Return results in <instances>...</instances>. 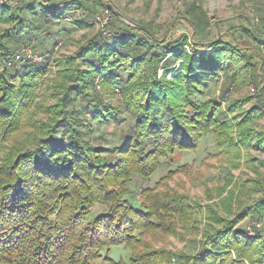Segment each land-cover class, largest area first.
Wrapping results in <instances>:
<instances>
[{"label": "trees", "instance_id": "16d2710c", "mask_svg": "<svg viewBox=\"0 0 264 264\" xmlns=\"http://www.w3.org/2000/svg\"><path fill=\"white\" fill-rule=\"evenodd\" d=\"M15 1L14 7L10 0L0 2V24L12 25L0 34V58L5 64L0 72V151H4L0 161V264H94L104 250L117 246L130 250L131 264H264V229L238 230L240 214L231 220L211 214L207 229L194 241V254L155 250L143 236L175 232L174 217L192 230L196 220L190 202L182 195L151 192L148 206H136L133 196L120 199L123 192L109 188L116 182L127 184L133 174L149 179L174 153L195 151L203 136H214L219 150H236L238 158L240 150L246 156L251 148L264 150V130L249 127L262 115L255 107L236 114L247 103L239 100L222 108L228 89L204 102L195 98L206 83L217 86L220 77L236 83L246 64L250 65L243 61L245 52L220 38L195 40L207 33L208 20L194 3L186 9L193 27L191 40L182 35L160 41L145 25L108 24L112 43L97 34L70 58L57 62L63 69L57 70V81L52 84L56 103L44 107L38 98L44 92L49 66L28 61L11 69L6 64L12 62L19 44L31 38L38 42L34 35L64 19L65 9L90 0ZM88 10L97 15V9ZM27 14L42 22L29 32L32 19ZM249 30L254 40L264 44V31ZM56 35L48 31L36 43L37 50ZM79 61L89 69L80 70ZM95 78L112 93H122V112L131 126L118 146L100 145L106 135L101 126L110 121L120 124L123 119L111 105L103 109L100 97L88 100ZM43 109L48 119L36 122L34 116ZM233 126L236 137L231 134ZM24 128L32 130L24 143L35 144V148L27 149L20 142L7 146ZM261 196L252 210L264 219V192ZM96 204L106 206V211L92 216Z\"/></svg>", "mask_w": 264, "mask_h": 264}, {"label": "rangeland", "instance_id": "374dc122", "mask_svg": "<svg viewBox=\"0 0 264 264\" xmlns=\"http://www.w3.org/2000/svg\"><path fill=\"white\" fill-rule=\"evenodd\" d=\"M6 1L8 2V0H0L3 4H6ZM192 3L201 9L200 11L206 15L208 20L207 33L195 36V40L208 42L220 38L231 42L245 52L246 57L243 58V61L250 63V65L246 64V68L243 69V73L236 83L228 82L220 77L217 86L214 82L206 83L200 89L201 93L195 96L196 100L204 102L212 97L217 98L221 91L228 89L221 107L223 108L229 101L247 102L235 113L249 111L255 107L262 115L259 118H254L249 127L254 131H263L264 44L254 40L248 31L250 28L259 34L260 31H264V0H90L84 5H72L65 9L64 13L67 14L64 15V19H60L59 23L52 22L49 30L45 29L34 35L39 38L38 42L31 38L28 42L19 44L14 48L12 62L7 63L6 66L18 69L28 61L37 64L45 62L49 66V71L46 74L47 79L44 80V92L42 97L38 98V103L44 107L54 105L56 99L52 96L54 93L52 84L57 81V70L63 69L58 68L57 62L70 58L84 43L93 39L97 34L105 36L112 43L113 35H111L112 31L108 24L119 26L121 23H127L132 27L135 24L145 25L155 39L160 41L170 42L182 35H186L191 40L193 27L186 9ZM16 4L15 0L9 2L11 7ZM97 4H101L102 7ZM94 8L97 9V15L100 16L105 9L109 10L110 14L104 25L98 23L94 18L95 14L89 12L88 9L94 10ZM37 10L39 11V9ZM27 17L32 19L30 26L27 27V32L31 31L35 24L42 23L37 20V16L33 17L31 14H27ZM8 24H0V34L10 31L12 25ZM235 30L238 32L237 35L231 36ZM48 31L57 32L56 38L46 39L44 45L40 47L42 49L37 50L39 47H35L36 43H39ZM138 37L144 36L138 35ZM28 46L32 48V53L36 58H24L23 61H17L16 55L26 51ZM184 48L187 47L184 46ZM4 65L0 58V72L3 71ZM77 65L80 70L89 69L83 61H79ZM122 75L126 79L127 74L122 73ZM46 87L49 88L48 91ZM112 92L109 88H104L97 78L89 90L91 96L88 100H93L95 96L100 97L103 109L106 105H111L121 112L119 117L123 119L120 124L110 121L109 124L101 126L106 133L100 144L104 148L118 146L127 127L131 126L128 115L122 112L124 111L122 93L120 91ZM48 117L43 109L37 111L34 119L36 122H45ZM95 126L97 124L93 122V127ZM234 126L231 129V134L236 137L237 130ZM30 131H32L30 128L22 129L6 145L10 146V143L18 144L20 142L27 149L33 150L35 144L27 146L24 143ZM216 142L217 139L212 135L203 136L195 151L174 153L149 179H143L133 174L127 184L116 182V185L109 186L118 194L120 191L123 193L127 191L122 193L123 195L120 194V199H130L133 196L136 206H148L151 192L182 195L190 202L194 212L192 217L196 220L193 223L194 228L187 230V223L174 217L175 232L156 231L143 236V240L155 250L166 249L170 252L182 251L194 254L196 251L194 241L199 240L202 231L207 229L211 214L225 220L234 219L239 214L242 215L243 218L235 226L238 230L252 231L255 228L262 231L264 229V219L257 218L258 215L252 210L253 204L263 199L261 195L264 188H258L255 182L264 184V150L251 148L247 151L248 156L245 155L244 150H240L238 152L240 158H238L236 150L228 153L224 151L225 148L219 150ZM3 154L4 151H0V161ZM233 164L238 166L232 168ZM169 172H172L171 176L168 175ZM104 211H106V206L96 204L92 207L91 215L94 216ZM169 219L167 218L165 221L167 222ZM188 221L191 222V220ZM129 258L130 250L124 246H117L107 251L104 250L101 258L94 264H108V260L131 264Z\"/></svg>", "mask_w": 264, "mask_h": 264}, {"label": "built area", "instance_id": "2783aa9c", "mask_svg": "<svg viewBox=\"0 0 264 264\" xmlns=\"http://www.w3.org/2000/svg\"><path fill=\"white\" fill-rule=\"evenodd\" d=\"M109 14H110L109 10L108 9H105L101 13V16L100 15H97V16H95V19H96V21L98 23H103L102 25H104V23L107 21V19L109 17ZM102 18H104V19H102ZM31 49L32 48L30 46H28L27 49H26V51H23L21 54L16 55V58H18L17 61L18 60L23 61L24 58L31 59V58L35 57L34 56L35 54L32 53V50Z\"/></svg>", "mask_w": 264, "mask_h": 264}]
</instances>
